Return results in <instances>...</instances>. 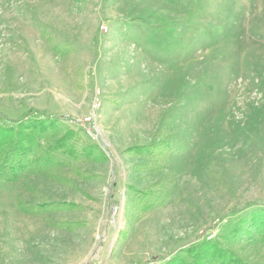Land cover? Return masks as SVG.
<instances>
[{"label": "rangeland", "instance_id": "rangeland-1", "mask_svg": "<svg viewBox=\"0 0 264 264\" xmlns=\"http://www.w3.org/2000/svg\"><path fill=\"white\" fill-rule=\"evenodd\" d=\"M26 116L61 117L109 159L79 164L91 180L61 168L73 187L0 182V264H160L264 204V0H0V124ZM156 138L165 169H137L128 148ZM159 180L168 202L130 211L129 185Z\"/></svg>", "mask_w": 264, "mask_h": 264}, {"label": "trees", "instance_id": "trees-1", "mask_svg": "<svg viewBox=\"0 0 264 264\" xmlns=\"http://www.w3.org/2000/svg\"><path fill=\"white\" fill-rule=\"evenodd\" d=\"M59 51L61 47L55 44ZM168 140L156 138L145 145H132L127 152L147 158L137 169H147L153 174L163 171L173 149ZM109 159L104 149L95 141L82 142L75 128L62 123L61 117L10 120L0 124V182H14L24 175L47 176L66 186H76L74 180L64 175L61 168L84 180H91L94 173L85 171L81 162L102 163ZM155 181L147 188L129 185L130 211H143L161 207L171 196V186ZM19 206L26 213L48 210H73L75 202L27 203L19 199ZM247 211L234 213L217 229L213 236H204L182 246L160 264H264V204H250ZM61 208V209H60ZM64 229H75L81 223L67 220L52 221Z\"/></svg>", "mask_w": 264, "mask_h": 264}, {"label": "built area", "instance_id": "built-area-1", "mask_svg": "<svg viewBox=\"0 0 264 264\" xmlns=\"http://www.w3.org/2000/svg\"><path fill=\"white\" fill-rule=\"evenodd\" d=\"M97 100H99V98H97ZM98 103H99V101H98Z\"/></svg>", "mask_w": 264, "mask_h": 264}]
</instances>
